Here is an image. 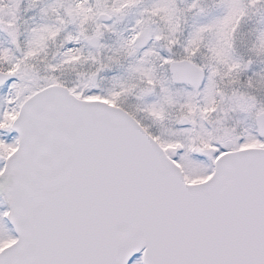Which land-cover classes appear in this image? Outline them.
Segmentation results:
<instances>
[{"label":"snow or ice","instance_id":"obj_1","mask_svg":"<svg viewBox=\"0 0 264 264\" xmlns=\"http://www.w3.org/2000/svg\"><path fill=\"white\" fill-rule=\"evenodd\" d=\"M0 264H264V0H0Z\"/></svg>","mask_w":264,"mask_h":264}]
</instances>
